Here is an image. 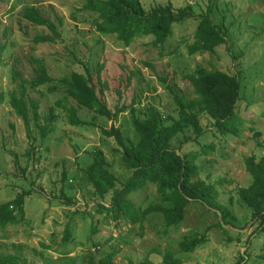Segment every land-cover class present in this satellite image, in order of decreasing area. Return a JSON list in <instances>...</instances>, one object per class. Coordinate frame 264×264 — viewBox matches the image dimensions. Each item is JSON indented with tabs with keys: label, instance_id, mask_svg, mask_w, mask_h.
<instances>
[{
	"label": "rangeland",
	"instance_id": "rangeland-1",
	"mask_svg": "<svg viewBox=\"0 0 264 264\" xmlns=\"http://www.w3.org/2000/svg\"><path fill=\"white\" fill-rule=\"evenodd\" d=\"M85 1L0 0V46L4 45L0 49V203L29 192L24 196L22 220L0 228V251L19 249L33 264L55 260L63 251L80 264L84 255L98 258L111 250H117L116 264H161L166 250L174 252L182 264H237L243 256L247 264H264V225L259 227L252 220L251 210L237 195L239 187L251 182L245 158L264 154V0H140L145 10L167 2L174 8L192 7L193 17L174 23L162 45L153 43L152 34L136 36L128 44L113 35L102 36L93 23L95 13L82 8ZM28 5L38 6L42 15L54 21L58 31L54 41H33L35 35L50 31L22 17L21 9ZM206 13L225 32L226 41L213 51L189 54L199 17ZM35 58L41 59L54 79L72 72L86 74L88 69L96 92L111 111L127 106L115 120L98 116L96 122L118 127L128 141L138 138L130 103L140 111L151 105L163 115L176 116L173 93L187 99L194 96L192 83L185 77L198 67L237 76L239 134H221L208 114L199 113L202 134L195 137L187 128L171 141L173 147L180 145L182 153H197L193 155L198 176L214 184L217 201L235 217L234 226L223 223L225 230L221 229L219 210L201 201H191L182 221L173 226H167L159 212L148 213L142 225L98 213L96 204L107 206L111 192L100 199L86 178L84 169L95 151H102L117 186L131 171L122 165L120 146L113 137L104 136L98 127L68 122L66 109L76 104L63 99V87L55 84L56 90L49 92L47 85H29ZM20 78L26 81V98L39 104V119H31L28 125L10 105V95L19 93ZM59 100L64 107L56 104ZM52 106V130L41 138L40 126ZM91 114L85 107L79 109L83 119L90 120ZM185 135L193 139L184 142ZM210 143L212 148L203 152L202 145ZM127 198L140 210L160 202L150 182ZM66 232L71 239L63 243ZM193 234H205V242L192 252H182L178 242Z\"/></svg>",
	"mask_w": 264,
	"mask_h": 264
},
{
	"label": "trees",
	"instance_id": "trees-1",
	"mask_svg": "<svg viewBox=\"0 0 264 264\" xmlns=\"http://www.w3.org/2000/svg\"><path fill=\"white\" fill-rule=\"evenodd\" d=\"M82 8L95 13L93 23L102 36L113 35L125 44L130 43L136 36L152 34L153 43L162 45L172 34L174 23H181L186 18L193 17L191 5L174 8L170 2L145 10L140 0H86ZM21 15L31 23L49 29L50 34L35 35L33 37L35 43L52 42L54 36L58 35L54 21L42 15L38 6H24ZM194 37L195 41L188 45L189 54L197 51H213L215 46L226 41L225 32L213 23L207 13L199 17ZM3 47L4 45L0 46V49ZM33 62L36 64L35 74L30 78L29 85L32 87L47 85L49 92L56 90L55 84L63 87L65 91L63 99L71 100L76 104L66 109L68 122L75 126H95L104 136L113 137L120 146L118 151L122 165L131 171L126 180L117 186V179L107 169L102 151L99 149L95 151L93 161L84 169L86 178L92 185L93 193L100 199H104L106 194L111 192L107 206L99 202L96 204L98 213L111 216L116 221L123 220L126 224L142 225L148 213L159 212L164 223L173 226L182 221L186 206L191 201H201L208 207L219 210L222 222H219L218 226L221 229L225 230L223 223L234 226L235 217L225 205L217 201L218 191L214 184L198 176L199 166L195 163L193 155L197 153H182L180 145L173 147L171 141L177 134L184 133L187 128L192 130L195 137L200 136L204 130L199 113L208 114L221 134H239L242 119L235 111L240 89L237 76L198 67L185 77L192 83L194 96L187 99L173 93L172 98L177 108L176 116L163 115L158 108L151 105L140 111L130 103L129 115L138 138L136 141H128L118 127L110 125L107 128L96 122L98 116L106 120H115L118 113L127 109V106H115V110L111 111L96 92V82L88 69L85 70L86 74L72 72L69 76L54 79L48 74L41 59L35 58ZM25 84L26 81L20 78L19 93L14 92L10 95V105L28 125L31 119L38 120L40 114L38 102L26 98ZM103 84L100 86L101 90L105 88ZM56 104L64 107L62 100L57 101ZM82 107L92 112L90 120L79 116V109ZM53 111L52 106L48 116L45 117V124L40 126L41 138L52 130ZM184 137V142L193 139L189 135ZM202 148L203 152L207 153L212 148V143L203 144ZM13 160L14 166L17 167L16 157ZM245 169L251 177V182L248 186L239 187L237 195L251 210L252 220L258 221L261 227L264 225V154L259 158L254 155L246 157ZM148 182L155 185L160 202L140 210L128 200L127 196L143 188ZM28 193L22 191L14 198L0 203L1 229L7 224L22 220L24 196ZM92 232H96L94 225ZM70 239V234L66 232L62 238L63 243ZM205 240V234L184 236L178 242V247L182 252H192ZM69 253L63 251L57 259H47L44 264H77L76 258ZM116 254L117 250H111L98 258L93 254H87L81 257L79 262L80 264H116L113 259ZM0 264L33 263H30L17 249L15 252L0 251ZM161 264H182V262L174 252L166 250L162 253ZM237 264H247L245 257H241Z\"/></svg>",
	"mask_w": 264,
	"mask_h": 264
}]
</instances>
